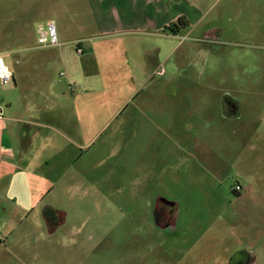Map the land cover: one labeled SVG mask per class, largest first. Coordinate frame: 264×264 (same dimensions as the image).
I'll return each mask as SVG.
<instances>
[{"label":"rangeland","instance_id":"1","mask_svg":"<svg viewBox=\"0 0 264 264\" xmlns=\"http://www.w3.org/2000/svg\"><path fill=\"white\" fill-rule=\"evenodd\" d=\"M165 1L189 24L170 37L111 32L94 0H0V56L18 77L0 108L80 106L44 198L62 211L55 233L73 235L68 264H264V0ZM48 22L55 46L37 42ZM68 39L84 53L62 65ZM158 201L176 205L165 228Z\"/></svg>","mask_w":264,"mask_h":264},{"label":"crops","instance_id":"2","mask_svg":"<svg viewBox=\"0 0 264 264\" xmlns=\"http://www.w3.org/2000/svg\"><path fill=\"white\" fill-rule=\"evenodd\" d=\"M94 1L98 3L95 18L116 25L107 28L111 32L122 28L129 32H160L170 37L172 34L163 31V26L185 16L165 0ZM71 41L62 42L64 45L57 57L62 65L77 62L75 53H84V48L78 46L73 47L74 53L69 47ZM35 61L19 58L15 64L22 65L21 73L27 74L26 65ZM38 61L47 70L54 59L44 57ZM42 73L48 79V72ZM17 78L13 72L14 83ZM79 107L76 103H56L32 111L27 106L14 110L9 104L0 108V179L9 177L7 187L0 189V264H47L51 261L49 257L61 259L60 264H68L67 258L59 254L61 247L70 246L64 241L74 245L73 235L64 240L55 233L63 223L58 219L52 222L53 215L57 212L60 216L62 211L54 206L55 203H45L44 198L49 193V183H52L49 175L60 169L58 156L64 147L61 129L78 127ZM41 112L51 114L47 116L50 122L39 120ZM59 238L64 242L61 246L57 245Z\"/></svg>","mask_w":264,"mask_h":264},{"label":"built area","instance_id":"3","mask_svg":"<svg viewBox=\"0 0 264 264\" xmlns=\"http://www.w3.org/2000/svg\"><path fill=\"white\" fill-rule=\"evenodd\" d=\"M37 42L45 46H55L58 44L56 28L53 22H48L44 29L39 27L37 31ZM80 51V50H79ZM13 81L12 72L4 64L2 57L0 56V84L6 85ZM1 115V110H0Z\"/></svg>","mask_w":264,"mask_h":264},{"label":"flooded vegetation","instance_id":"4","mask_svg":"<svg viewBox=\"0 0 264 264\" xmlns=\"http://www.w3.org/2000/svg\"><path fill=\"white\" fill-rule=\"evenodd\" d=\"M176 205L174 203H155L154 207V218L153 222L158 228L168 227L173 221V214L175 213ZM248 264L252 261V259L248 258Z\"/></svg>","mask_w":264,"mask_h":264},{"label":"trees","instance_id":"5","mask_svg":"<svg viewBox=\"0 0 264 264\" xmlns=\"http://www.w3.org/2000/svg\"><path fill=\"white\" fill-rule=\"evenodd\" d=\"M188 21L185 16H179L174 21L169 22L163 26V31H167L172 35H177L182 29L188 26Z\"/></svg>","mask_w":264,"mask_h":264},{"label":"water","instance_id":"6","mask_svg":"<svg viewBox=\"0 0 264 264\" xmlns=\"http://www.w3.org/2000/svg\"><path fill=\"white\" fill-rule=\"evenodd\" d=\"M160 202V201H159ZM162 202V201H161ZM162 203H168V202H162Z\"/></svg>","mask_w":264,"mask_h":264}]
</instances>
